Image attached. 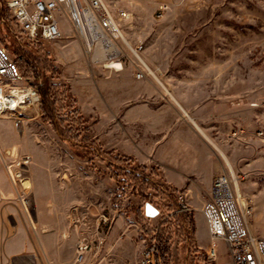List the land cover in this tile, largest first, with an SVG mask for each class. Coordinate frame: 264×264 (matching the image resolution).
<instances>
[{
  "label": "rangeland",
  "instance_id": "1",
  "mask_svg": "<svg viewBox=\"0 0 264 264\" xmlns=\"http://www.w3.org/2000/svg\"><path fill=\"white\" fill-rule=\"evenodd\" d=\"M103 1L113 12L126 11L121 33L133 49L141 44L137 54L184 105L200 109L206 119L232 118L234 130L244 129L243 136H230L233 148L242 146L234 172L241 199L249 206L252 232L264 238V141L254 137L264 130V0ZM162 5L167 8L160 10ZM60 19V39L31 40L19 34L0 0V45L17 61L23 83L39 94V116L27 114L22 128L0 133V149L18 146L14 156L0 160L1 176L8 181L16 162L29 157L26 177L35 206L37 194L54 191L60 181L68 182L73 194L91 196V233H80L72 264H138L150 244L156 245L162 264H233L227 246L210 241L201 188L186 195L183 186L168 183L158 165L121 149L122 143H134L125 137L127 127L135 132L125 116L135 114L148 88L164 93L158 82L151 76L135 79L137 59L123 43L121 70L90 62ZM42 105L48 109L45 117ZM246 135L252 143L243 139ZM108 159L126 163L119 175ZM179 193L185 194L186 211L179 209ZM36 212H24L16 190L0 195V264H9L8 242L24 235L37 244ZM70 221L87 226L82 219ZM83 239L90 250L82 263H75L76 244ZM211 245L218 249L215 261L207 257ZM31 252L30 245L17 254ZM35 258L29 256V264Z\"/></svg>",
  "mask_w": 264,
  "mask_h": 264
},
{
  "label": "built area",
  "instance_id": "2",
  "mask_svg": "<svg viewBox=\"0 0 264 264\" xmlns=\"http://www.w3.org/2000/svg\"><path fill=\"white\" fill-rule=\"evenodd\" d=\"M1 1L20 35L31 40L60 39L63 33L62 18L71 27L83 54L90 62L102 63L104 67L111 61L122 65L124 53L120 43L126 44L120 33L121 22L127 19L124 9L118 8L113 12L103 0ZM165 8L167 6L162 5L159 9ZM141 48L139 44L134 50L138 53ZM131 53L137 59L134 64L135 79L142 80L147 76L154 78V72H151L132 51ZM27 114L33 119L39 116V94L31 84L23 83L17 61L0 45V119H9L15 128L20 129L28 118L25 117ZM244 133V129L238 128L231 136L238 138ZM254 137L264 141V130H257ZM27 163L29 157H23L21 161L16 162L11 180L22 209L27 215H31L36 206L30 192L29 179L26 177ZM238 179L235 172L233 173L225 163L223 170L212 179L208 198L201 209L202 216L210 241L223 242L228 248L233 264H264V238H259L252 232L249 206L237 192ZM177 203L180 211L188 209L184 193L178 194ZM89 250L87 240L78 241L74 262L82 263ZM207 257L212 261L217 259L218 249L214 245L207 251ZM138 264H162L155 244L143 248Z\"/></svg>",
  "mask_w": 264,
  "mask_h": 264
},
{
  "label": "crops",
  "instance_id": "3",
  "mask_svg": "<svg viewBox=\"0 0 264 264\" xmlns=\"http://www.w3.org/2000/svg\"><path fill=\"white\" fill-rule=\"evenodd\" d=\"M162 84L158 83L164 93L148 88L142 100H138L135 114L125 116L127 122L134 123L135 132L133 134L132 127H127L128 132L124 134L129 141L134 138V143H122L121 149L158 165L166 171L168 183L176 187L183 186L186 195L199 186L208 198L214 175L227 164L224 157L233 172L234 168L240 166L242 156L239 150L242 146L234 142L236 145L233 148V143H230L234 120L223 116L214 120L206 119L200 109L187 107ZM225 122L229 126L228 132L224 130ZM12 127V121L0 119V133L2 129L12 132ZM12 137L15 136L12 134ZM244 137V140L248 139L246 142L252 143L249 135ZM17 148V145L8 149L2 146L0 160L14 156ZM38 185L40 183L35 182L37 191ZM55 185L54 191L35 197L36 213L40 216L37 244L32 241L28 243L24 235L8 242L5 251L9 256V264H29V256H36L34 264H72L74 246L80 233H91V196L73 194L70 184L65 181ZM10 193L15 194L11 178L7 181L0 174V195L10 196ZM72 217L82 219L87 226L74 225L70 221ZM30 245L33 252L17 254L18 250L27 249Z\"/></svg>",
  "mask_w": 264,
  "mask_h": 264
},
{
  "label": "bare ground",
  "instance_id": "4",
  "mask_svg": "<svg viewBox=\"0 0 264 264\" xmlns=\"http://www.w3.org/2000/svg\"><path fill=\"white\" fill-rule=\"evenodd\" d=\"M121 33V32H120ZM121 36H122V38H123V40H124V42H125V44H126V46L136 55V57H138L139 59H140V61L142 62V63H144V61L140 58V56L137 54V52L133 49V47L131 46V44L127 41V39L123 36V34L121 33ZM145 64V63H144ZM146 65V64H145ZM118 66H120V69H121V67H122V65L119 63V62H113V61H111L110 63H109V65H107V67L108 68H119ZM147 66V65H146ZM148 67V66H147ZM148 69L151 71V72H153L149 67H148ZM153 74V76H154V78H155V80L159 83V84H162V82L157 78V76L154 74V73H152ZM163 85V84H162ZM164 86V85H163ZM168 91V90H167ZM187 115V114H186ZM188 116V115H187ZM189 117V116H188ZM190 119V118H189ZM224 159H225V161L227 162V165H228V167L231 169V166H230V163L228 162V160L224 157ZM232 170V169H231ZM234 173V172H233ZM236 188H237V192H238V195L239 196H241L240 195V190H239V187H238V183H237V185H236Z\"/></svg>",
  "mask_w": 264,
  "mask_h": 264
},
{
  "label": "trees",
  "instance_id": "5",
  "mask_svg": "<svg viewBox=\"0 0 264 264\" xmlns=\"http://www.w3.org/2000/svg\"><path fill=\"white\" fill-rule=\"evenodd\" d=\"M41 109H42V116L43 117H45L46 114L47 115L49 114L47 107H45L44 105L41 106ZM85 149H87V147H85ZM107 163H108L109 168H112L114 170L115 175H119V172L118 171H119V168L120 167L121 168H124L126 166V163L124 165L123 164L124 162H120V161H117V160L116 161H113V160H109L108 159V162ZM181 213H182V215H184V216L186 215L187 216L186 212H181ZM160 248H161V251L163 253L162 255H163V259H164V256H166V252H165V250H163L164 248H162V245L160 246Z\"/></svg>",
  "mask_w": 264,
  "mask_h": 264
},
{
  "label": "water",
  "instance_id": "6",
  "mask_svg": "<svg viewBox=\"0 0 264 264\" xmlns=\"http://www.w3.org/2000/svg\"><path fill=\"white\" fill-rule=\"evenodd\" d=\"M149 216H153V215H155L156 213L155 212H148L147 213Z\"/></svg>",
  "mask_w": 264,
  "mask_h": 264
}]
</instances>
